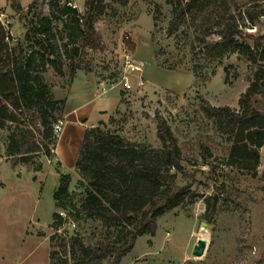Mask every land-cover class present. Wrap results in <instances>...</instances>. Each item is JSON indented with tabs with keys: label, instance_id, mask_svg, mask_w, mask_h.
<instances>
[{
	"label": "rangeland",
	"instance_id": "1",
	"mask_svg": "<svg viewBox=\"0 0 264 264\" xmlns=\"http://www.w3.org/2000/svg\"><path fill=\"white\" fill-rule=\"evenodd\" d=\"M16 2L20 11L11 0H0V13L9 20L6 42L10 47L21 42L27 55L37 52L32 29L46 24L49 30L38 37L48 39L52 59L61 61L59 73L40 55L34 58L33 76L40 77L56 102L54 109L47 107L53 117L64 122L61 102L66 101L78 75L86 76L96 81L101 94L115 91L119 99L106 121L88 130L101 128L158 149L157 126L163 119L177 139L184 171L177 183L188 188L184 201L160 216L155 234L138 237L132 251L117 264H264V147L255 172L228 165L231 143L202 112L207 103L238 110L256 63L240 52L207 59L199 40H219L217 27L204 35L188 23L170 33L173 7L165 0H130L125 6L106 0L103 14L93 22L97 48L83 45L72 13L64 10L65 0ZM76 2L77 16H82L86 0ZM251 2L239 1L240 11ZM259 5L264 8V2ZM246 24L245 35L264 34V17L253 26ZM127 59L142 69L129 76L131 90L121 83ZM139 77L143 87L137 86ZM83 87L77 83L75 88L78 92ZM36 119L42 132L38 113ZM16 129L10 123L0 129V264H75L78 254L69 244L63 247L62 240L78 238L85 246H96L112 239V231L84 215L76 220L70 208L55 207L54 194L62 175L70 177L69 195L76 194L74 203L85 194L76 169L64 171L56 160L61 133H54L49 154L44 148L30 164L14 165L6 146ZM37 137L42 141L41 133ZM222 187L225 191L218 195L217 214L206 217V199ZM55 213L64 221L59 230L53 227ZM200 239L207 247L202 257H196L193 249Z\"/></svg>",
	"mask_w": 264,
	"mask_h": 264
},
{
	"label": "trees",
	"instance_id": "2",
	"mask_svg": "<svg viewBox=\"0 0 264 264\" xmlns=\"http://www.w3.org/2000/svg\"><path fill=\"white\" fill-rule=\"evenodd\" d=\"M13 7L20 11L16 0ZM106 0H86L85 12L68 6L65 12L73 15L76 31L84 46H99L93 22L105 9ZM125 6L130 0H110ZM173 7L172 19L168 27L170 33L191 23L194 28L207 35L217 27L219 40L200 39V47L207 59H218L226 52H240L250 62L256 63V70L249 87L239 100V109L230 107L202 106L206 119L211 121L215 131L231 143L228 165L244 169L249 173L259 165L260 150L264 147V34L253 37L244 34L243 28L255 25L264 17V8L259 5L264 0H252L244 12L239 9L242 0H165ZM34 46L37 52L27 55L24 45L18 42L14 47L6 42L9 35L0 27V129L8 123L16 130L8 137L7 156L14 165L30 164L33 158L53 144V125L59 120L51 114L56 102L52 101L48 87L33 76L35 55L54 64L59 73L61 61L54 58L48 39L38 35L46 33V24L34 27ZM247 39L253 42L249 44ZM193 50L194 47H192ZM47 54L49 57L45 56ZM65 104V102H61ZM51 106V110L48 108ZM48 107V108H47ZM36 113L40 118V132ZM41 133L42 141L37 135ZM157 136L161 148H153L146 143H132L122 136L101 128L87 130L81 144L75 169L85 185V194L74 203L69 195L70 177L62 175L60 185L54 194L55 207L70 208L75 219L81 215L99 221L113 238L99 242L96 246H85L78 238L67 243L78 254L75 264H102L110 261L117 264L129 254L138 237L154 235L156 220L178 207L185 198L188 188L178 186V178L183 174L182 155L178 142L167 123L160 119ZM1 156V152H0ZM217 188L216 193L206 199V217L213 218L218 211L219 194L225 191ZM195 196L191 197V200ZM65 200V201H64ZM69 201L68 202L66 201ZM55 230L64 221L60 214L53 215Z\"/></svg>",
	"mask_w": 264,
	"mask_h": 264
},
{
	"label": "crops",
	"instance_id": "3",
	"mask_svg": "<svg viewBox=\"0 0 264 264\" xmlns=\"http://www.w3.org/2000/svg\"><path fill=\"white\" fill-rule=\"evenodd\" d=\"M80 83L82 91L77 92ZM79 85V84H78ZM118 93L101 94L93 79L78 75L65 101L64 125L55 149L62 170L75 168L85 132L106 118L118 106Z\"/></svg>",
	"mask_w": 264,
	"mask_h": 264
},
{
	"label": "built area",
	"instance_id": "4",
	"mask_svg": "<svg viewBox=\"0 0 264 264\" xmlns=\"http://www.w3.org/2000/svg\"><path fill=\"white\" fill-rule=\"evenodd\" d=\"M66 5L71 8L72 10L79 11L78 5L76 0H65ZM9 26V20L7 16L4 13H0V27L3 28L4 30L7 29ZM142 69L135 66L129 59L125 60L123 64V74H122V80L121 83L124 85L125 90H131L133 89L129 76H132L133 73H141ZM137 86L138 87H143L144 86V81L142 77H139L137 79ZM64 122L62 120H58L54 125H53V130L55 134H59L62 132Z\"/></svg>",
	"mask_w": 264,
	"mask_h": 264
},
{
	"label": "water",
	"instance_id": "5",
	"mask_svg": "<svg viewBox=\"0 0 264 264\" xmlns=\"http://www.w3.org/2000/svg\"><path fill=\"white\" fill-rule=\"evenodd\" d=\"M207 243L204 239L198 240L197 244L194 246L193 255L196 257H202L206 250Z\"/></svg>",
	"mask_w": 264,
	"mask_h": 264
}]
</instances>
